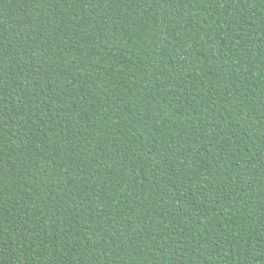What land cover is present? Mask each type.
I'll list each match as a JSON object with an SVG mask.
<instances>
[{
	"label": "trees",
	"instance_id": "obj_1",
	"mask_svg": "<svg viewBox=\"0 0 264 264\" xmlns=\"http://www.w3.org/2000/svg\"><path fill=\"white\" fill-rule=\"evenodd\" d=\"M0 264H264V0H0Z\"/></svg>",
	"mask_w": 264,
	"mask_h": 264
}]
</instances>
